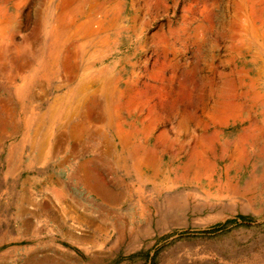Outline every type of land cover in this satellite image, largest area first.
I'll use <instances>...</instances> for the list:
<instances>
[{"label":"rangeland","instance_id":"obj_1","mask_svg":"<svg viewBox=\"0 0 264 264\" xmlns=\"http://www.w3.org/2000/svg\"><path fill=\"white\" fill-rule=\"evenodd\" d=\"M100 1L122 28L85 72L108 69L111 95L84 66L44 74V6L0 0L14 14L0 39L29 61L0 74V264H264V0ZM103 152L126 159V185L91 192L75 167Z\"/></svg>","mask_w":264,"mask_h":264},{"label":"bare ground","instance_id":"obj_2","mask_svg":"<svg viewBox=\"0 0 264 264\" xmlns=\"http://www.w3.org/2000/svg\"><path fill=\"white\" fill-rule=\"evenodd\" d=\"M37 2L39 4H42L44 7L42 9H40V5H39V10H37L38 12L36 13L37 18L35 21L34 30H33L32 34L37 36L39 34V31L41 34H43L40 53L42 54V52L46 51L48 53V55L51 57L50 59H48V61L47 60L44 61L43 66L46 68V73H49V72L53 73V76L56 77V75L59 71L55 72L53 70L51 72L49 69L47 70V67H49L51 65L59 64V68L61 66V68H63V70L66 71V76H68L67 79L73 80L79 76L80 67L84 66L83 67L84 72H83V75H81V82L82 83H84L85 81H91L92 82V80L102 81L101 82V83H103L102 87H103V90L105 92H107V93L110 91L114 92L113 89H111L108 85H106L107 82H109V81H111V83L116 82L115 78L112 77L111 74L105 75L106 70H108V69H106V68L100 69V72L98 73V75H95V78L91 77V75H89V73H86V72H87V69H89L92 66V62H94L95 60H102L103 57L105 56V53L103 52V50L101 48H99L100 50L97 53H96V49H95V51H92L93 49H91V48H95L98 45L106 46L108 44L107 38L109 36L107 35L106 31H108L110 26H112V28L116 27V29L122 28V26L119 22V16L117 15L112 20H110V19L107 20V16H108L110 11H109L107 5L103 4L100 0H37ZM250 2H252V1H250ZM260 10L261 9H259V11ZM253 11H255V9ZM17 12L15 13V17L18 15ZM252 13L253 12H251V15H252ZM3 14H4V11L0 8V21H1ZM22 14H23V12H22ZM248 14H250V13H248ZM256 14H257V12H256ZM12 15H14V14H12ZM132 21L137 23L138 19L133 17ZM106 23H108V25H106ZM141 23L142 22H139V24H141ZM18 24H20V23H18ZM5 30H4V26L2 24H0V36L5 35L4 32L8 31V30L7 31H5ZM133 30L136 31L137 27L133 26ZM33 35H31V36H33ZM13 36H15V35H13ZM31 36H30V38H31ZM96 36H97V39L95 38ZM4 41H2V39H0V71L2 70V67H3V58L5 57L6 52H7L6 50L8 49V46H6L7 44L3 43ZM40 43H41V41H40ZM23 49H25V48H23ZM20 50H22V49L17 48L16 52L21 53ZM16 63H17V65H22V67L25 64H27V62H25V61H21L20 63L16 62ZM59 68L57 70H60ZM52 69H53V67H52ZM73 73H75V75ZM7 76H9V75L7 74ZM45 78H46V80L47 79L49 80L48 77H45ZM213 90H215V89H213ZM207 93H209V92H207ZM216 93H217V90H216ZM108 94H110V93H108ZM92 95L94 96L93 99L91 98ZM92 95L91 96L89 95L88 97H83V96H80L78 93H74L73 96H74L76 102H78L77 107L85 105L87 107V115L93 117V115H94L93 114V108L95 106V103H98V100L96 99L97 97H96L95 93H92ZM201 96H203V95H201ZM94 99H96L95 103H94V101H92ZM233 99H235V98H233ZM107 102H110V101H107ZM229 102H231V101H229ZM229 102L227 103V105L229 104ZM235 104H233V105H235ZM233 107H235V106H233ZM99 108H100V105H99ZM117 108H118V106L116 107L115 110H117ZM55 109L56 108L54 105L50 106L45 113L39 115V118L42 120L46 117L47 118L49 117L50 119H54ZM100 111H102V110H100ZM113 112H114V110L112 109L111 114ZM56 114H57V112H56ZM58 114L60 116V113H58ZM99 115H101V113H95L94 117L95 116L97 117ZM111 116L114 119V118H119L121 116V114L115 111V115H111ZM113 119H112V121H114ZM115 125H117V124H115ZM80 126H84V124L81 123Z\"/></svg>","mask_w":264,"mask_h":264},{"label":"crops","instance_id":"obj_3","mask_svg":"<svg viewBox=\"0 0 264 264\" xmlns=\"http://www.w3.org/2000/svg\"><path fill=\"white\" fill-rule=\"evenodd\" d=\"M1 1H4V3H7L10 0H1ZM0 8L4 11V14H3V16L1 18L0 24H2L4 26V30L6 29L5 31H7L9 29L10 21H13L14 17L9 12V9H8L7 6H0ZM6 51L7 52H6L5 57L3 58V67H2V70L0 71V74H4L5 75V73H2V71L6 72L7 74H9V70H8V64L9 63L12 64L15 67H17V65H16L17 63L16 62L20 63L21 61H25L28 64L29 61L26 59V57H24V55H22L23 54L22 52L19 53V52L15 51L17 54H14V53H12V48L11 47H8V49ZM39 55H41V53H39ZM44 60L45 61L47 60L46 59V55H45ZM25 67L26 66L19 67V68L23 69ZM44 70H45L44 74H46V69H44ZM30 79L36 80L38 78L33 75ZM123 95L124 94H120V97H123ZM36 99H38V97L37 96H33V97H31V99L29 101H30V103H32V105H34V102L36 101ZM18 100H19V102L17 101V103L21 104V103L24 102L25 99L23 98V96H20V98L18 97ZM10 101H11L10 97H2L0 99V103L3 104V105H7V106L12 104ZM7 106H6V108L3 107L1 109L2 111H0V115L2 114V112L12 113V107H10L11 108V111H10V110H8L9 108ZM113 124L114 125L117 124V125H115V128H116V130L118 132L119 131L121 132V129L124 127V123H123L122 119L119 121V123L118 122H114ZM131 130H133V131L129 130L128 133H134L135 135L139 131L138 128H131ZM127 139H125L126 140L125 143H128V142H132L133 143L134 142V144H136L135 142H137L136 140H132V139H128L127 140ZM110 151H111V149H110ZM136 151H138V149ZM108 152H109V150H108ZM108 152L100 153V154L96 155L95 157L91 158L88 161L86 160L84 162H81L77 169L75 167V171H76L78 177L83 179V182H84L85 185L90 186L89 190L91 192H94L91 188H93L95 190V187H97V190L100 191V189L103 186L106 187L108 189V191H109V189L111 187V184H112L111 183L112 181L110 179L111 177H114L116 181L125 183L124 176H125V174L127 172V167H128L126 159L123 160L122 162H119V169H120V171H119V169H117L116 166H115L116 163H113L111 161V153H108ZM44 156H46V155H44ZM72 156L73 155H71V157ZM73 158H74V156H73ZM121 172L124 173V174L122 175ZM89 180H93V181H95V183L94 182L93 183L92 182H88ZM125 185H126V183H125Z\"/></svg>","mask_w":264,"mask_h":264}]
</instances>
